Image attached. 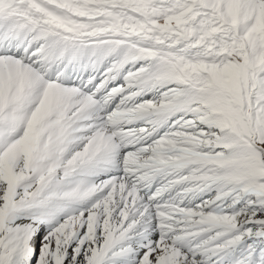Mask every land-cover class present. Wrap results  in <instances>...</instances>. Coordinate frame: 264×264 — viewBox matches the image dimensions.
Listing matches in <instances>:
<instances>
[{
	"label": "snow or ice",
	"instance_id": "6c2138e0",
	"mask_svg": "<svg viewBox=\"0 0 264 264\" xmlns=\"http://www.w3.org/2000/svg\"><path fill=\"white\" fill-rule=\"evenodd\" d=\"M0 264H264V0H0Z\"/></svg>",
	"mask_w": 264,
	"mask_h": 264
}]
</instances>
